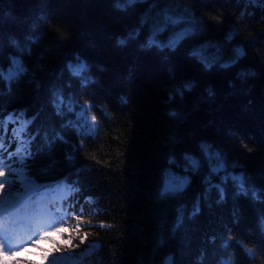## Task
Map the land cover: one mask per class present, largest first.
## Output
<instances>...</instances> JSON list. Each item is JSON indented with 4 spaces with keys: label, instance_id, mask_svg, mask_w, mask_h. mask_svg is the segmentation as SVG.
I'll return each mask as SVG.
<instances>
[{
    "label": "trees",
    "instance_id": "16d2710c",
    "mask_svg": "<svg viewBox=\"0 0 264 264\" xmlns=\"http://www.w3.org/2000/svg\"><path fill=\"white\" fill-rule=\"evenodd\" d=\"M150 2L125 12L113 0H0V64L7 67L17 54L11 43L15 39L32 49L31 57H24L29 66L47 69L36 72L40 90L29 78L0 96V120L22 109H28V119L35 118L26 127L16 120L0 125L4 156L9 159L33 129L32 146L39 153L34 162L28 161L31 170L13 163L18 157L0 168L5 173L0 176V207L30 196L24 187L29 180L69 189L65 206L71 215L60 233L49 231L50 236L25 253L31 264H164L168 256L174 264H215L226 255L225 243L233 264H264V231L259 226L264 199L237 194L231 179L221 185L223 200L213 189L201 201L200 212L173 231L176 207L184 203L190 211L205 189L207 164L200 172H185L183 161L186 152L200 158L201 141L214 144L229 163L240 165L228 172H244L251 184L264 189V11L255 8L251 14V7L238 0H164L163 6L186 12V19L195 18L201 28L165 60L158 49L141 47L146 35L118 44ZM229 34L234 35L231 41L226 39ZM208 43L218 45L225 57L236 47L246 54L230 68L206 70L190 52ZM77 54L90 63L87 76L94 82L81 88L79 77L66 73L71 88L65 91L74 93L79 104L93 105L98 127L91 135L78 130L79 107L58 116L49 102L51 73ZM206 54L214 56L216 49L210 47ZM248 70L256 75L237 78L239 71ZM185 79L198 86L183 100L169 102L170 87ZM208 86L216 90L215 99L207 97ZM170 110L182 112L183 119L169 116ZM44 131L50 136L60 132L68 143L58 141L48 154L41 139ZM73 145L80 147L76 159L68 162L66 153ZM170 156L179 167L168 165ZM53 159L52 171L41 174ZM167 168L191 181L182 200L157 195ZM223 175L214 174L212 182L221 184ZM66 178L71 188L59 183ZM33 199L43 208L48 204L43 196ZM81 208L84 215L78 220Z\"/></svg>",
    "mask_w": 264,
    "mask_h": 264
},
{
    "label": "snow or ice",
    "instance_id": "6c2138e0",
    "mask_svg": "<svg viewBox=\"0 0 264 264\" xmlns=\"http://www.w3.org/2000/svg\"><path fill=\"white\" fill-rule=\"evenodd\" d=\"M254 2H258V0H254ZM142 3H149V0H113L114 7L125 12H135V6ZM163 5L164 0H151L148 10L139 15L137 23L127 31L126 37L118 39V44L125 45L130 41L136 40L137 37H140L141 35H146V40L141 47L145 49L156 48L164 54V59L168 60L170 56L182 46L183 42L201 31L200 24L195 18L186 19V12L184 14H179L173 12L170 7ZM233 36V34H229L226 39L231 41ZM37 39H39V37H37ZM11 43L17 48V54L9 58L7 67L0 64V84L4 85V87H0V96L5 95L6 91L11 92L13 84L18 85L20 82L29 78L35 88L40 90L43 87V84L37 79L36 72L47 71V69L42 64H37L35 66L28 65L27 60L24 59V57H31L32 49L27 44L20 45L15 39H12ZM210 47L216 49V54L211 57L206 54V50ZM245 54V50L242 47H236L233 49V54L231 56L225 57L220 47L211 43L194 47L190 52V55L197 59L206 70H211L213 67H219L222 69L230 68L232 65L236 64L240 58L244 57ZM89 67L90 63L88 61L82 59L79 54L75 55L74 60L68 61L64 67L51 73V83L48 91L50 93L49 102L53 106L56 115L62 116L66 112H74L77 107H79L77 119L82 123L79 124L78 130L91 135L96 131L95 126L97 125V117L95 115H90L93 105L79 104L74 93L65 91V88H71V83H67L64 79L66 73H70L72 77H79L81 88L92 84L94 81L90 76H87V70ZM255 75L256 73L251 70L239 71L237 78L245 80L247 77ZM170 76L174 81L176 80L174 69L170 70ZM197 86V82L192 79L177 81L170 87L167 99L169 102H173L177 98L183 100L186 92H191ZM205 93L209 99H215L217 95L216 90L212 86L206 87ZM121 99L123 102H127L125 98L122 97ZM0 108H2V106H0ZM27 111L28 109H22L18 113L9 115L6 119L0 120V125L6 124L7 120L22 121L21 127L33 124L35 118L28 119L26 116ZM168 115L177 120L183 119V113L179 110H170ZM68 124L70 126H76L71 120L68 121ZM32 131H35V129ZM32 131L26 133L27 139L21 140L15 151L9 155V159H12V157H18V161H13V163L18 162L22 168L29 170L32 168V164L28 163L29 159L34 162L35 157L39 154L32 146V141L36 138L32 135ZM36 135H41V133L37 132ZM41 139L45 143V148L48 154H51L58 141L68 143L60 132H56L54 136H50L47 131H44ZM79 147L80 146L73 145L72 151L66 153V159L68 162H72L76 159L75 153L79 150ZM0 148H4V145L0 144ZM198 149L200 152L199 159L190 152L184 154V171L200 172L206 163L209 171L204 176L205 189L202 193L196 196L191 205L190 211L184 203H180L179 206L176 207L173 231L179 230L187 220L195 217L200 212L201 201L207 199L209 193L213 189L218 190L219 198L220 200H223L225 189L221 185L228 179H231V181L237 186V194H251L254 199H264V197L260 195L264 189L256 188L251 184V178L248 177L246 173L241 172L239 175H234L227 171L228 168H237L240 167V165L237 162L229 163L227 156L222 150L207 141H201L198 145ZM167 163L168 165L180 166L177 159L171 156L167 160ZM55 165L56 161L53 159L47 166L41 168L39 171L41 174L47 175L52 171ZM222 172L224 175L220 176L221 184H214L212 182L214 174ZM28 174L31 175V171H29ZM4 175L5 173L0 171V176ZM59 183L70 188L72 187L71 185H67V178ZM190 184L191 181L187 175H178L172 172L171 168H167L164 171L163 186L158 190L157 195L160 199L176 198L182 200L183 194H185V190ZM0 187H4V185L0 184ZM24 187L25 194L34 196L39 194L41 190H46L50 186L38 184L35 180H29ZM74 190L79 191V188L76 187ZM70 215L71 214H66V216ZM83 215L84 212L81 208L80 213L77 214L76 218L79 220ZM259 226L260 229L264 231V217L260 218ZM62 230L63 225L54 227L52 232L60 233ZM52 232H42L39 234L38 239L44 240L50 236ZM36 243V240L31 242L33 247L36 246ZM161 243H163V241H161ZM223 247L226 255L218 258L215 264H233V261L227 254L228 244L225 243ZM26 250V248L20 249V251ZM2 253L3 244H0V254ZM9 254L16 255V252L12 251ZM248 254L255 256V253L253 252H248ZM17 264H19V262H17ZM164 264H174L172 257L168 256ZM200 264H205V262L202 260Z\"/></svg>",
    "mask_w": 264,
    "mask_h": 264
},
{
    "label": "bare ground",
    "instance_id": "6f19581e",
    "mask_svg": "<svg viewBox=\"0 0 264 264\" xmlns=\"http://www.w3.org/2000/svg\"><path fill=\"white\" fill-rule=\"evenodd\" d=\"M238 1L244 3L247 6H250L252 8L251 9V14L253 13V0H238ZM261 5H264V3H256L255 4V8H259L262 11H264V6H261Z\"/></svg>",
    "mask_w": 264,
    "mask_h": 264
},
{
    "label": "rangeland",
    "instance_id": "374dc122",
    "mask_svg": "<svg viewBox=\"0 0 264 264\" xmlns=\"http://www.w3.org/2000/svg\"><path fill=\"white\" fill-rule=\"evenodd\" d=\"M252 9V8H251ZM90 115H92V113H90ZM80 123H82V122H80ZM79 123V124H80ZM96 127V130H97V127H98V125H96L95 126ZM96 132V131H95ZM172 172H174V171H172ZM177 174V173H176ZM178 175H180V174H178ZM182 176V175H181ZM66 191V189H64V188H62V189H59V192H61L62 194L64 193Z\"/></svg>",
    "mask_w": 264,
    "mask_h": 264
},
{
    "label": "built area",
    "instance_id": "2783aa9c",
    "mask_svg": "<svg viewBox=\"0 0 264 264\" xmlns=\"http://www.w3.org/2000/svg\"><path fill=\"white\" fill-rule=\"evenodd\" d=\"M256 3H264V0H258V2H254V0H253V12H254Z\"/></svg>",
    "mask_w": 264,
    "mask_h": 264
}]
</instances>
